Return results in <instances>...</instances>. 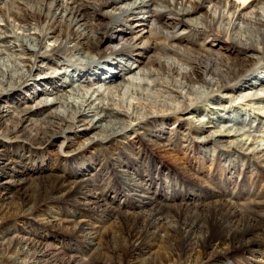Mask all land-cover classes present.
I'll list each match as a JSON object with an SVG mask.
<instances>
[{"label": "bare ground", "instance_id": "1", "mask_svg": "<svg viewBox=\"0 0 264 264\" xmlns=\"http://www.w3.org/2000/svg\"><path fill=\"white\" fill-rule=\"evenodd\" d=\"M237 1L0 0V103L25 89L20 110L0 108L6 138L0 141V197L23 184L5 173L12 164L69 168L70 177L56 178L54 193L97 212L99 222L120 220L118 208L127 209L121 196L131 198L144 217L134 224L143 234L129 236L135 251L154 250L157 239L170 246V257L156 264H224L240 252L247 255L241 264H264V221L256 217L263 213L264 189L253 186L264 178V0ZM189 25L197 37L185 32ZM218 34L230 48L217 45ZM37 61L41 69L33 71ZM239 106L263 112L257 118ZM145 143L168 154L173 167L214 198L182 194L172 178L157 184L139 171L159 167L142 151ZM9 149H20L15 161L6 157ZM187 152L212 165L213 177L229 190L198 177L194 163L177 157ZM111 167L116 181L93 183L97 171ZM173 191L178 194L169 198ZM41 203L39 195L22 199L18 212L36 211ZM43 219L73 224L84 247L55 245L37 231L13 227L0 235V249L8 251L0 257L8 264H63L65 256L67 264H78L80 255L101 251V226L79 212ZM122 225L129 232V224Z\"/></svg>", "mask_w": 264, "mask_h": 264}, {"label": "rangeland", "instance_id": "2", "mask_svg": "<svg viewBox=\"0 0 264 264\" xmlns=\"http://www.w3.org/2000/svg\"><path fill=\"white\" fill-rule=\"evenodd\" d=\"M234 1L237 4H240L237 0H229ZM205 6L204 2L201 1L200 7ZM174 26L171 25V28ZM186 24L182 26L181 29H185ZM189 30H186L185 32L194 34L195 37L197 33L195 28L191 25L187 26ZM201 28V27H199ZM202 29V28H201ZM191 31V32H190ZM188 36L190 34H187ZM217 45L221 48H230V41L225 36L217 35L216 36ZM49 44H47L48 46ZM255 67V66H254ZM41 69L40 68V61H37L33 66V71ZM254 68L251 67L249 69L247 74H250ZM25 89H18L14 90L11 93H7L9 96V100L3 101L0 103V108L3 110H7V105H11V110L16 109L20 110L24 105L22 102H19L18 100L22 97L24 94ZM228 94L227 92H223L222 95ZM229 95V94H228ZM22 103V104H21ZM207 103L206 100L204 104ZM208 104V103H207ZM241 110H245L247 113L250 111V113H253L255 117L260 118V113L263 112L262 110H255V108H251L249 106H239ZM244 112V111H243ZM264 117V115H261ZM172 123V122H170ZM254 131V129H252ZM259 135H263L262 132H259ZM6 138L2 137L0 135V141H5ZM194 142V141H192ZM198 145V143H193V148ZM56 147L53 148V151L56 152V154L60 153L59 151V144H55ZM145 145V146H144ZM142 144V151L145 152V154L150 157L151 159H154L158 162V168H155L151 164H147L144 168H140L139 171H142L144 173H147L149 175L154 176L155 182L157 184H162L163 179H173L176 183L180 185L181 193L186 194L185 191L188 190L190 193H194L200 195L202 194L203 200H210L211 198H214V196L209 195L207 189L201 188L202 186L198 181L190 176L186 171L179 169H176L173 167L170 162L172 161V158L168 154H164L163 152H160L158 150H153L146 146L145 144ZM261 145L264 146V139L261 142ZM20 149H9L6 151V157L8 159L15 161V156L19 154ZM11 152V153H10ZM14 152H17L16 154ZM188 154L182 155L181 153L177 154V157H180L179 159H183L186 162L194 163L193 169H196L195 173L198 177H204L202 179H206L207 181H210L212 183H216L220 186L222 190L225 192L229 190L230 186L229 183L226 181L218 180V178L215 176L213 177V166H208V164H203L200 157H195V154H191L187 152ZM27 155V154H26ZM200 160V161H199ZM1 162V161H0ZM12 168L9 169L8 172H5L7 175H13L17 177L16 179H22L23 184H20L19 186H14L11 191L7 193V195H3L0 197V235H6L9 230L13 229V227L22 228L25 230H32L33 232L37 231L40 234H43V236L48 237L51 243L63 245V247H70L75 248L78 250H81L82 247H84V243L81 240V237L78 236L79 234L73 230V224L70 223H61L52 226L51 224H48L44 221L43 217L46 216V214L57 216L58 218L65 219L69 218V214L71 211L79 212L82 216H84L87 220H89L91 223H94L96 225L101 226L102 229L99 230L100 235V246L101 251L99 253L95 254H85L80 255V259L83 261V259L87 260V264H144V260H147V264H156L158 259L162 256L167 255L166 257H170V246L168 243H164V241L156 240L153 242V244L156 246L154 250H151L149 252H141L137 253L135 251L134 245V239L133 237H129L130 235L137 236L143 234V230L141 228H135L134 224L138 220L143 219L144 217L141 216V211L139 213V208L133 203V200L131 198H126L124 196H121L127 203V209L124 208H118L120 212H123L119 214L118 218L120 220H115L112 217H109L108 219H105L103 222H99L96 218H99L100 215L97 212H92L91 210H88L84 208V206H78V204L74 201L73 197L71 196H59L56 193H54V182L58 176H69L72 172V169H62V168H38L39 166H35V168L28 166V169H24L19 165H13ZM97 169V167H96ZM96 169H92L91 173H95ZM198 169V171H197ZM117 169H113L112 167L110 169H107L104 171L99 170L97 171L96 175L93 176L92 180L93 183L99 184L101 182L104 183H111L113 181H116V178L118 174L116 175ZM6 174L4 176L6 177ZM4 180V178H0V181ZM71 179H67L69 182ZM119 185V183H117ZM251 184V183H250ZM200 185L201 187H199ZM217 185V186H218ZM254 188L258 190L264 189V178L260 175L253 184ZM41 187V188H40ZM156 187V185H155ZM154 188V185H153ZM155 189V188H154ZM53 190V191H52ZM238 192H241V187L237 186L236 189ZM18 192V193H17ZM239 192V193H240ZM15 193V194H14ZM176 194H178L176 191H173L172 194L169 195V198ZM200 193V194H199ZM181 194V195H182ZM21 197H20V196ZM35 195H39L41 197L42 203L39 206V208L31 212H18V206L22 199H29L30 201L34 200ZM23 197V198H22ZM244 197V196H243ZM168 198V201L170 200ZM20 199V200H19ZM176 199V198H174ZM255 198L254 200H256ZM253 201V200H252ZM123 202V201H122ZM260 208L262 209L263 213L256 214L257 218H259L262 222L264 221V203L261 204ZM124 210H128L131 214L127 215ZM137 212L139 214H137ZM44 215V216H43ZM145 222L147 220H144ZM129 224V232L125 228H123L122 223ZM117 224V225H115ZM29 225H32L33 228L29 229ZM122 225V226H121ZM161 231L164 232V234L169 235L170 230L163 226L161 227ZM143 236V235H142ZM157 238V237H156ZM166 240V239H164ZM3 241V240H2ZM0 241V242H2ZM260 244V243H259ZM261 246V245H259ZM6 245H4L2 248L5 249L3 252V249H0V254L7 253ZM150 247V246H149ZM154 248V247H152ZM160 249V250H159ZM6 251V252H5ZM160 251L161 254L159 256H156V252ZM264 251L261 249V252ZM8 254V253H7ZM10 254V253H9ZM240 257H229L225 259L224 264H241L242 262L246 261L247 255H245L244 252H240ZM2 257V254H1ZM0 257V263L1 264H8V260L5 258ZM66 259L65 256H63V259ZM62 259V260H63ZM63 260V264H67L66 260ZM61 260V259H56ZM61 260V261H62ZM4 261V263H2ZM77 262L78 264H82ZM230 261V262H229ZM7 262V263H6ZM229 262V263H228ZM60 264V262H59ZM75 264V263H74ZM199 264V263H198ZM201 264V263H200Z\"/></svg>", "mask_w": 264, "mask_h": 264}]
</instances>
